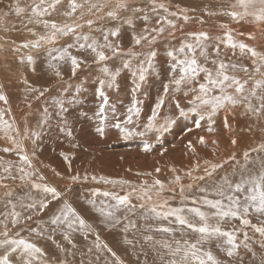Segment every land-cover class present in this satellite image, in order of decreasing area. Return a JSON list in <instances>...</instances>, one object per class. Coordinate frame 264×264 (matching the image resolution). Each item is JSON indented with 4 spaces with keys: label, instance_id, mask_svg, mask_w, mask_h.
<instances>
[{
    "label": "snow or ice",
    "instance_id": "6c2138e0",
    "mask_svg": "<svg viewBox=\"0 0 264 264\" xmlns=\"http://www.w3.org/2000/svg\"><path fill=\"white\" fill-rule=\"evenodd\" d=\"M213 18L210 31L204 25ZM257 33L264 38V0H0V54L16 65L0 80V264H264ZM14 84L26 109L19 118ZM89 92L94 107L85 108ZM221 114L229 131V116L241 118L240 131L254 142L238 159L233 136L227 156L213 160L189 140V165L166 164L167 179L160 166L155 175L137 172L136 181L81 173L72 167L75 152L64 151L62 173L38 154L53 118L72 149L82 147L73 129L83 120L95 129L87 143L115 129L117 138H145L150 154V133L160 140L178 118L191 117L196 129L215 134ZM197 143L216 155L218 140L201 135Z\"/></svg>",
    "mask_w": 264,
    "mask_h": 264
},
{
    "label": "rangeland",
    "instance_id": "374dc122",
    "mask_svg": "<svg viewBox=\"0 0 264 264\" xmlns=\"http://www.w3.org/2000/svg\"><path fill=\"white\" fill-rule=\"evenodd\" d=\"M198 2L199 0H183V3L185 4H195ZM214 24H215V18L209 20L208 23L204 25V27L207 28L208 30H212L215 29ZM192 27L199 28L200 25L194 24ZM247 27L249 26L247 25L243 26V28H247ZM243 28H241V30ZM260 39L264 41V38L260 37ZM261 45H264V43ZM6 60L10 62L11 57H6L5 55L0 54V80L4 79L7 76H10L12 72L16 69V65L14 63H9L8 65H6L5 64ZM38 65H39V61H38ZM42 70H43L42 68L38 67V73L41 72ZM30 79H32L37 85L44 83V80L40 75L30 74ZM10 93H11L10 100H11V106L13 112L19 118L22 111H26L25 105L22 100V92L20 91V86L18 84H14L13 87L10 89ZM155 95L156 93L155 91H153L152 99L147 101L148 104L153 103V101L155 100ZM122 99H124L125 104H127L128 98L126 96H122ZM184 103H186V100H184ZM69 107L75 108V106H69ZM84 107L85 108L94 107V103L91 99V92H89L88 102L84 105ZM35 108L36 105L34 104L33 109ZM171 108H172L171 104H166V106L162 110V113L164 112L163 114H169ZM222 117L223 114H221V117L217 120V125H216L217 132L215 134L207 133V131L204 128L196 129L192 124L191 117L178 118L177 124L172 126L173 129L171 128L167 133H165V136H162L160 140H155L151 133L148 135L146 139L152 143L154 149L150 154L144 152L145 138L136 137L129 140L117 138L115 129H111L109 131V134L105 137L102 138L96 137V141L99 142H93L95 145H93V143H87L86 142L87 140H90L93 136H95V129L90 126L89 122H84L83 120H81V122L79 123H75L73 129V135L76 138V142L80 143L82 147L78 149H72L71 148L72 138L65 139L66 132H59L58 129L54 127L57 121L55 118H53L52 125L50 126V128L44 129L42 133V137L38 141V154L40 160H42L45 164L51 165L52 167L56 168L58 171L62 173H66V165L62 157H60L59 153L61 151H64V152H75V158L72 161V167L74 171L78 170L81 173H83L86 170L89 174H96V172L98 171L97 175H101L102 173L103 175H106L108 173L107 176L109 175V177L111 176L112 178L123 177L126 179L136 181L140 179L135 175L137 172L152 171L153 174L155 175L154 168L160 166L163 170L160 174V178L167 179L171 175V173L168 172L167 168L164 167V165L166 164L175 165L178 168L189 165L192 157L190 156V154L185 155V153L187 152L186 145L189 140H191L194 144H196L197 151L202 157L218 160L226 157L228 152L232 149L230 139L231 137L235 136L238 139V144L236 146L237 158L238 159L240 158V154L243 152V150L254 141L252 140L250 135H246L244 132L240 131V129L244 126V122L241 118H237L234 120L231 116H229V122L234 126V131H229L228 129H225L223 127ZM34 121H35V117H33V122ZM201 135L205 136L206 140L216 139L219 141V147L216 150L215 156H213L212 145L204 147L197 143L198 137ZM103 139L104 142H102ZM247 141L249 142L247 143ZM93 148H95L96 150ZM165 148L167 149V152L165 153L166 155L161 156L159 153L163 151V149ZM101 159L105 163L104 162L102 163ZM86 160H88L90 164ZM98 160L100 164L101 163L103 164V165L101 164L102 166L99 165ZM179 160L181 161L183 160V161L181 162ZM96 161L97 164H95ZM109 165H111V168ZM129 169L131 171H129ZM167 173L170 174L168 175ZM46 174L49 176L50 179L53 178L50 172H46ZM57 183L63 184L65 182L59 181L57 179ZM97 186L105 187L104 185H97ZM74 187L76 189L75 191L76 193L75 192L71 193L69 196V199L72 200L76 199V196L80 192L81 185L78 184L75 185ZM84 187H88V185H84ZM102 236L104 237V238L102 237L103 239L108 240L110 243L113 242V237L108 232L102 231ZM256 245H258V241Z\"/></svg>",
    "mask_w": 264,
    "mask_h": 264
},
{
    "label": "bare ground",
    "instance_id": "6f19581e",
    "mask_svg": "<svg viewBox=\"0 0 264 264\" xmlns=\"http://www.w3.org/2000/svg\"><path fill=\"white\" fill-rule=\"evenodd\" d=\"M248 26V25H247ZM247 28H249V27H247ZM243 30V29H242ZM210 31H215V29H212V30H210ZM257 43H259V44H263L264 43V41L263 40H261L260 39V34L259 33H257V41H256ZM166 109V108H165ZM167 111V110H166ZM168 112V111H167ZM164 113V112H163ZM192 121V120H191ZM233 122H234V120H233ZM84 124V123H83ZM89 124V123H88ZM82 127V126H81ZM84 127V126H83ZM86 127V126H85ZM80 128V127H79ZM172 129H173V127H172ZM88 130V129H87ZM78 132V131H77ZM90 132V131H89ZM93 133V132H92ZM167 133V132H166ZM87 134V133H86ZM90 134V133H89ZM60 135V134H59ZM153 135V134H152ZM163 136H165V134L163 135ZM59 137V136H58ZM83 138V137H82ZM89 138V137H88ZM102 138V137H101ZM152 138V137H151ZM153 139V138H152ZM182 139V138H181ZM80 140V139H79ZM83 140V139H82ZM110 140V139H109ZM111 140H112V138H111ZM238 140V139H237ZM164 141V140H163ZM95 142H99V141H96V139H95ZM102 142H104V139H103V141ZM249 141H247V143H248ZM114 143V142H113ZM65 144V143H64ZM85 144V143H84ZM93 145H95L94 143H93ZM243 145V144H242ZM66 146H68V145H66ZM100 146V145H99ZM106 146V145H105ZM67 148V147H66ZM65 148V149H66ZM92 148V147H91ZM93 149H95V148H93ZM102 149V148H101ZM104 149V148H103ZM67 150V149H66ZM87 150H89V149H87ZM96 150V149H95ZM86 151V150H85ZM101 151H103V150H101ZM79 152V151H78ZM87 153V152H86ZM89 153V152H88ZM108 153V152H107ZM76 154H78V153H76ZM105 154V153H104ZM110 154V153H109ZM125 155H126V153H125ZM134 155V154H133ZM140 155V154H139ZM166 155V154H165ZM92 156H93V154H92ZM97 156V155H96ZM143 156V155H142ZM145 156V155H144ZM181 156V155H180ZM98 157H100V156H98ZM177 157V156H176ZM97 158V157H96ZM91 159V158H90ZM90 159H89V161H90ZM100 159V158H99ZM103 159V158H102ZM101 159V160H102ZM125 159V158H124ZM128 159H130V158H128ZM97 160V159H96ZM105 160V159H104ZM127 160V159H126ZM178 160V159H177ZM184 160V159H183ZM182 160V161H183ZM88 163H89V161L88 160H86ZM92 161H93V159H92ZM162 161V160H161ZM179 161H181V160H179ZM181 161V162H182ZM101 162V161H100ZM104 161L102 160V163H103ZM125 162V161H124ZM98 163H99V160H98ZM101 163V164H102ZM105 163V162H104ZM90 164V163H89ZM95 164H97V161H96V163ZM100 163H99V165H101ZM123 164V163H122ZM125 164V163H124ZM126 164H127V162H126ZM103 165V164H102ZM101 165V166H102ZM161 165V164H160ZM77 166H78V164H77ZM110 166V168H111V165H109ZM109 166H108V169H109ZM157 166V165H156ZM163 166V165H162ZM165 166V165H164ZM97 168V167H96ZM101 168V167H100ZM105 169V168H104ZM95 170V169H94ZM97 170V169H96ZM106 170V169H105ZM163 171V170H162ZM98 172V171H97ZM97 172H96V175H97ZM101 172V171H100ZM100 172H99V174H100ZM117 173V172H116ZM108 174V173H107ZM107 174L105 175V176H107ZM168 174V173H167ZM170 174V173H169ZM168 174V175H169ZM102 175H103V173H102ZM109 176V175H108ZM123 176V175H122ZM111 177V176H110ZM168 177V176H167ZM74 193V192H73ZM76 193V192H75ZM103 237V236H102ZM104 238V237H103ZM256 248H257V250H258V245H256Z\"/></svg>",
    "mask_w": 264,
    "mask_h": 264
}]
</instances>
